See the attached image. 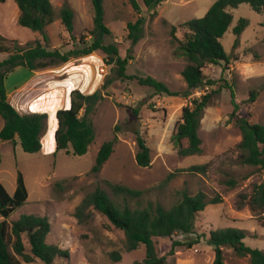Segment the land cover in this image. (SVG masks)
Segmentation results:
<instances>
[{"label": "rangeland", "instance_id": "rangeland-1", "mask_svg": "<svg viewBox=\"0 0 264 264\" xmlns=\"http://www.w3.org/2000/svg\"><path fill=\"white\" fill-rule=\"evenodd\" d=\"M50 1L56 9L64 2L72 8L76 38L92 27L90 0ZM214 1L165 0L156 8V14L150 16L151 11L147 10L143 0H138L145 22L140 38L131 45L127 24L133 22L138 14L127 0H103L104 22L111 30V35L105 40H116L122 57L131 55L126 69L131 78H115L102 89L103 99L91 116L94 138L87 152L76 156L56 151L55 110L69 106L70 88L93 93L101 88L106 78L114 76L112 66L104 62V54L100 51L69 60L79 63L95 56L84 73H73L60 78L61 81L57 80L59 84L72 81L66 98H60L59 94L54 102L32 107V112L46 114L41 150L28 153L18 143L0 140V182L12 194L17 171H20L28 193L26 202L8 220L16 219L22 213L46 215L51 225L48 241L69 252L68 259L58 257L55 264H131L143 258L144 246L128 251L123 231L115 228L101 213L93 212L86 223L78 222L74 216L77 204L96 187L103 188L111 198H116L110 183L142 190L141 196L128 198L133 206L160 203L169 207L181 190L190 194L201 190L209 199L218 196L221 199L219 203L207 204L204 210L197 213L195 233L175 234L172 239L186 243L196 239L197 234L208 235L211 230L239 228L247 232L243 240L246 245L264 249V212L257 217L247 206L239 208L237 202L241 193L250 194L255 183L264 182V169L240 163L237 144L241 131L231 118L233 98L242 102L250 122H264V16L248 3H241L231 10L232 22L220 39L225 52L232 56L229 63L206 66L204 76L214 80L213 84L189 89L187 95V86L181 74L186 61L170 35L172 25L178 26L186 20L202 17ZM18 13L15 0L0 2V34L6 39L15 40L22 46L35 39L48 48L66 50L73 46V40L58 18L44 28L43 33L48 39L44 42L40 31L18 24ZM240 18L246 19L248 24L236 36L233 28ZM176 35L181 37L180 29H176ZM6 56L7 53H0V60ZM31 72L19 66L5 79L8 92L19 87L12 92L9 100L14 107L20 103L25 105L34 96L29 89L36 80L25 83ZM146 76L163 82L169 93H156L153 88L139 83L138 78ZM251 91L255 93L252 100ZM206 92L210 94V99L198 129L202 151L196 155L181 156L172 136L182 107L189 103L191 97ZM22 110L26 111L23 107ZM137 133L146 139L151 149L152 160L147 167L139 166L135 160ZM114 137L116 140L110 157L98 173H92L91 167L99 147ZM185 143L182 142L183 145ZM200 164L206 165L204 172L188 169ZM232 181H235L234 185H231ZM161 243V251L166 254L171 239L163 238ZM113 251L120 254V260L115 261L110 256ZM213 254L212 247L200 238L191 247L178 246L173 254L166 256V260L168 264H209ZM224 258L225 264H249L246 258L237 257L226 248ZM29 264L43 263L36 261Z\"/></svg>", "mask_w": 264, "mask_h": 264}, {"label": "trees", "instance_id": "trees-1", "mask_svg": "<svg viewBox=\"0 0 264 264\" xmlns=\"http://www.w3.org/2000/svg\"><path fill=\"white\" fill-rule=\"evenodd\" d=\"M4 0H0L3 2ZM93 9V25L86 33L74 34V12L64 2L56 9L50 0H15L18 7L17 22L23 27L42 33L44 42H48L43 33L44 28L55 19H59L70 38L73 46L62 50L60 47L48 48L39 39L20 45L17 41H10L0 34V53H7L0 60V140L18 143L24 152L34 153L41 150V135L45 128L46 114L21 113L9 102L5 79L9 73L21 66L31 71L48 66L65 63L71 59L100 51L104 54V62L111 65L114 76L104 80L101 88L93 93H83L78 89L70 92V104L67 108L58 109L55 113L57 127L54 132L56 151L62 150L72 155L81 156L87 152L94 138V127L91 116L98 103L103 99L102 89L115 78L129 79L126 74L127 64L131 55L122 57L119 53L117 41L106 42L111 30L104 22L103 0H90ZM138 14L136 19L127 24L131 45L141 36L145 17L141 15L138 0H127ZM165 0H143L150 16L156 14V8ZM241 3H248L254 10L264 16V0H216L200 18H192L180 25H172L170 35L176 41L178 51L183 55L186 64L182 69V77L188 90L198 89L213 84L214 80L205 78L203 69L208 65L229 63L231 55L227 54L220 41L228 30L233 13L232 9ZM248 22L244 18L238 20L233 33L239 36ZM262 25L264 26V20ZM176 29L182 32L176 35ZM264 40V37H263ZM225 69V67H223ZM139 83L154 89L156 93H169L165 84L154 77H139ZM231 96L233 97V91ZM255 93L251 91V100ZM210 94L202 93L190 98L189 103L182 107L172 139L178 146L181 156H191L201 153L202 140L198 134L203 110L207 106ZM233 110L231 118L241 131V139L237 144L239 161L242 164L264 169V122L252 123L243 110L242 102L232 98ZM136 113V111H135ZM118 129V127H115ZM116 138L104 141L96 154L91 167L92 173H98L103 164L113 152ZM186 143L183 145L182 142ZM137 151L135 160L141 167H147L152 160L151 149L146 139L136 135ZM205 164L192 165L191 171H205ZM235 181L231 182L234 185ZM110 188L116 198H111L106 190L96 187L86 194L77 204L74 216L78 222L86 223L93 212H99L117 229L123 231L125 246L133 251L144 246V256L141 260H134L131 264H168L166 256L173 254L178 246H193L200 238L213 249L211 264H225L224 249L240 258H246L249 264H264V249L252 248L244 243L247 236L245 229L224 228L209 231L208 235L197 234V238L182 242L172 239L175 234L195 233V219L197 213L204 210L207 204L221 201L216 196L208 198L206 193L199 190L190 194L181 190L178 198L169 207L160 203H149L147 206L131 205L128 198L139 197L142 190L130 188L119 183H110ZM28 197L27 189L20 171H17L16 187L10 194L0 182V264H29L40 261L43 264H55L56 258H69L67 249L61 248L48 241L50 222L46 215L22 213L18 218L8 220L9 216ZM121 197V198H120ZM238 207L247 206L259 217L264 212V182L255 183L250 194L239 195ZM261 218V217H260ZM264 226V218H262ZM171 239L170 249L164 254L161 251V239ZM115 260H120L116 251L110 253Z\"/></svg>", "mask_w": 264, "mask_h": 264}, {"label": "crops", "instance_id": "crops-1", "mask_svg": "<svg viewBox=\"0 0 264 264\" xmlns=\"http://www.w3.org/2000/svg\"><path fill=\"white\" fill-rule=\"evenodd\" d=\"M94 57L95 56L88 57L89 59H87L88 60L87 63H86L87 60H84V62H79V63H75L73 61H67L65 63H62L59 67H54L45 71L39 72L37 70H33L29 78L25 81V83L36 80L33 86L29 89V92L32 93L34 92V96H32V98L29 99L25 105H23L22 103L18 104L17 107H15L16 110H18L19 112L21 111V113H25V112L29 113L33 111L32 110L33 106H36L38 104L39 105L49 104L51 101L54 102V100L58 98L59 94H60V98L61 97H63L62 99H64V97L66 98L65 95L67 94L68 85L69 83L70 85H72L73 83L72 81H69L68 83L64 82L62 84H59L57 80L61 81L60 78L68 75H73V73H84L85 68L87 66L89 67V63L91 62V60H93ZM68 64H73V65H68ZM18 88L19 87H16L15 90H17ZM71 90H73V88L69 89V93L71 92ZM13 91L10 92L7 91L8 100H10V98L12 97ZM82 92L87 93L85 91ZM22 107L25 108L26 111H23ZM57 110H55V113ZM212 260H213V256L211 255L209 258V264L212 263Z\"/></svg>", "mask_w": 264, "mask_h": 264}]
</instances>
